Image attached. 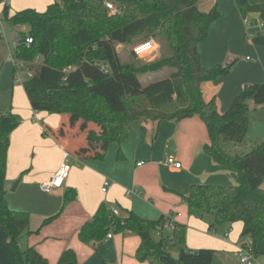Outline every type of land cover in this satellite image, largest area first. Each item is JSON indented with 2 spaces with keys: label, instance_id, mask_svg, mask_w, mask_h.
<instances>
[{
  "label": "trees",
  "instance_id": "16d2710c",
  "mask_svg": "<svg viewBox=\"0 0 264 264\" xmlns=\"http://www.w3.org/2000/svg\"><path fill=\"white\" fill-rule=\"evenodd\" d=\"M113 2L119 14L109 15L106 2ZM247 18L258 14L264 22V4L236 0ZM224 16L217 5L201 11L197 0H62L46 12L24 10L12 17L9 7L4 20L13 27L28 26L29 32L17 31L25 40L16 55L29 63L33 77L23 84L35 110L53 114L76 112L81 118L97 121L106 130L107 143L123 144L131 130L148 122L182 121L198 116L205 124L210 143L204 151L216 164L229 166L236 186L193 185L183 197L190 216L212 220L211 230L219 226L243 223L242 238L253 240L255 255L264 256V141L248 154L231 156L230 143L243 144L250 128L253 106H264V83L248 84L221 114L215 100L206 102L202 85L228 76L237 60L206 69L199 45L209 38L211 25ZM160 38L166 53L160 59L136 64L123 62L117 46H135ZM42 64L33 68L36 59ZM32 63V65L30 64ZM105 67L107 71L103 70ZM173 72L165 79L146 86L139 77ZM79 96L77 105L73 97ZM21 118L11 112L0 114V220L10 237L16 264H49L36 248L22 251L20 239L29 231L30 214L9 208L5 188L11 134ZM60 215V214H59ZM59 215L46 220L47 225ZM168 217L153 221L130 212L126 218L114 217L102 204L93 221L80 231L83 243L103 241L107 235L131 231L141 239L137 257L156 264H213L215 251L187 248V227L176 223L172 233L156 237V227ZM179 250L178 257L172 254ZM58 264H79L74 250H66Z\"/></svg>",
  "mask_w": 264,
  "mask_h": 264
},
{
  "label": "crops",
  "instance_id": "0c3cea01",
  "mask_svg": "<svg viewBox=\"0 0 264 264\" xmlns=\"http://www.w3.org/2000/svg\"><path fill=\"white\" fill-rule=\"evenodd\" d=\"M248 2L264 4V0ZM197 3L204 12L217 5L224 16L211 25L208 40L199 45L206 69L236 60L232 58L240 52L237 47L245 54L251 52L256 56L255 62H237L230 75L202 85L204 100H215L223 114L246 85L264 83V22L258 14L244 18L236 0H197ZM2 5L4 9L9 7L12 17L10 6L0 0ZM27 27L14 28L17 32L26 31ZM242 36L246 39L244 46H235L234 41ZM1 72L2 68L0 75ZM1 92L10 93V89L3 88ZM73 100L77 105L81 102L79 96ZM8 112L21 116V123L10 138L5 188L9 208L30 214L29 231L20 239L22 251L36 248L49 264H58L68 249L76 252L79 264H156L150 260L140 262L137 252L141 239L131 231L115 233L113 238L106 237L101 242L86 244L80 240L82 228L106 204L117 207L121 218L128 217L130 212L153 221L172 217L187 227L190 252L212 249L215 251L213 264H243L235 255L244 240L243 223L238 222L240 232L234 229L235 223L219 226L210 235L212 220L190 216L183 199L193 185L233 186L236 179L229 166L216 164L205 153L210 137L198 116L137 125L119 145L107 143L102 124L83 119L76 112L53 114L35 110L30 100L28 103L22 100L19 106L16 100H11L0 106V114ZM248 136L254 147L264 141V106H253ZM66 152L72 154V168L64 186L51 193L43 191L41 184L56 174ZM168 158L175 159L182 167L175 169L167 165ZM107 180L111 186L103 192ZM14 182L18 185L10 191L8 185ZM57 215L43 226L46 220ZM0 264H16L10 237L1 220ZM258 264H264V256L259 257Z\"/></svg>",
  "mask_w": 264,
  "mask_h": 264
},
{
  "label": "rangeland",
  "instance_id": "374dc122",
  "mask_svg": "<svg viewBox=\"0 0 264 264\" xmlns=\"http://www.w3.org/2000/svg\"><path fill=\"white\" fill-rule=\"evenodd\" d=\"M2 1L6 2V4L10 6L11 16L16 15L27 9H35L37 11H39L40 9H43L41 12H46L48 9V5H50L51 3H56V2L61 3L62 2V0H2ZM235 8H236V5H235ZM0 14L4 15V5L0 6ZM109 15L112 16L110 11H109ZM231 22H233L232 16H230L229 18V23ZM29 29L30 28L27 27V30L25 32L28 33ZM4 30H5L4 33L0 36V68H2V72L0 75V106L7 104L11 100L12 101L16 100L17 105L19 106V102L22 103V100H25L26 103H28L29 100L27 98V95L23 87V83L26 80H28L27 71L26 70L18 71V69L20 67V64H23V63L25 64L26 69H28L29 63L24 62V61H19L17 59L16 49L14 47V40L18 36L16 29L5 21ZM245 40L246 39L243 36L238 37L237 40H235L233 44L235 46L243 47L245 44ZM135 46L134 45L133 46L131 45L130 46H127V45L117 46V51L119 52L120 57L123 62H133L134 61L133 53H134ZM165 48H166L165 43L162 40H160V38L157 39L156 40V50L150 55L139 57L138 61H136V64L151 63V62H154L160 59L166 53ZM237 49L240 52L235 56V58H232V59L238 60L237 61L238 64L239 63H253L256 61V56L252 54L251 52H248L247 54H245L244 52H242L241 48L239 49L237 47ZM11 53H13L14 57L17 59L19 63L18 69L13 63L9 62ZM42 62L43 60L41 58L36 59L33 64V68H38L42 64ZM30 64L32 65V63ZM14 68L16 69V71H14ZM172 72L173 70L171 69H165L159 73L142 75L139 77V79L142 82V84L146 86L152 82H157V81H160L162 79L169 77ZM18 77L22 78L23 82L17 83L16 80ZM3 88L10 89V93L1 92ZM253 144H254L253 140L251 139L250 136H248L246 141L241 145H238L237 143H230L227 147V151L231 156H235L238 153H242L241 155L248 154L254 150L255 147L253 146ZM236 148H239L240 152H234V149ZM236 185H238V182L235 179V184H233V186H236ZM206 218L211 220L210 217H206ZM198 219L201 220V218H198ZM233 226H234V229L240 232V227H241L240 223H236ZM213 233H214V230L211 231L210 235ZM172 254L174 257H177L179 255V250L173 249ZM238 260L240 263L241 261L239 258ZM218 261H219V258H217V262Z\"/></svg>",
  "mask_w": 264,
  "mask_h": 264
},
{
  "label": "built area",
  "instance_id": "2783aa9c",
  "mask_svg": "<svg viewBox=\"0 0 264 264\" xmlns=\"http://www.w3.org/2000/svg\"><path fill=\"white\" fill-rule=\"evenodd\" d=\"M106 7L110 11L112 15H117L119 14V10L117 6L113 2H106ZM4 19L3 15L0 14V36L4 33ZM17 37L14 40V47L17 50V48L25 43L28 46L33 43V38L28 37L25 40L22 38V36L17 33ZM156 50V42L153 39H150L147 42H143L139 45H136L134 47V53L138 57H143L152 54ZM9 62L13 63L16 68L18 69V61L14 57L13 53H11ZM103 70L107 71V69L103 66ZM19 70H26L28 74V78L33 77V72L29 71L26 69L25 64H20ZM17 82H23L22 78L18 77ZM71 159H72V154L70 152H66L64 155L63 162L56 172V174L52 177L51 180L48 182H44L41 184V189L47 193H51L57 189H60L64 186L66 179L68 178L70 172H71ZM166 164L174 167L175 169H180L182 167V164L179 162H176L173 158H169L166 160ZM141 164H139L140 166ZM111 186L110 181H105L104 187H103V192H107L108 188ZM111 214L114 217H119L120 216V210L117 207H111L110 208ZM176 228V222L173 220L172 217H168L167 220L156 227L155 233L157 238H161L163 234L165 233H172ZM114 231H111L108 234V238L111 239L114 236ZM228 233L226 234V237H228ZM253 240L250 237L244 238L243 242L238 245V249L235 253V255L240 259V261L243 264H258V257L255 255L254 250H253Z\"/></svg>",
  "mask_w": 264,
  "mask_h": 264
},
{
  "label": "water",
  "instance_id": "95a60500",
  "mask_svg": "<svg viewBox=\"0 0 264 264\" xmlns=\"http://www.w3.org/2000/svg\"><path fill=\"white\" fill-rule=\"evenodd\" d=\"M0 179H1V176H0ZM17 185H18V182L10 183L8 185V188H9L10 191H14L15 188L17 187Z\"/></svg>",
  "mask_w": 264,
  "mask_h": 264
}]
</instances>
